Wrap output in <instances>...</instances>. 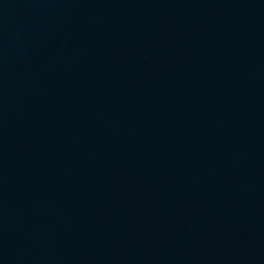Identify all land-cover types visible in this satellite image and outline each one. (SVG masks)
<instances>
[{"label":"water","instance_id":"95a60500","mask_svg":"<svg viewBox=\"0 0 264 264\" xmlns=\"http://www.w3.org/2000/svg\"><path fill=\"white\" fill-rule=\"evenodd\" d=\"M0 264H264V0H0Z\"/></svg>","mask_w":264,"mask_h":264}]
</instances>
